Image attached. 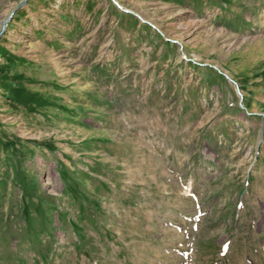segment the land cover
Instances as JSON below:
<instances>
[{
  "label": "rangeland",
  "instance_id": "obj_1",
  "mask_svg": "<svg viewBox=\"0 0 264 264\" xmlns=\"http://www.w3.org/2000/svg\"><path fill=\"white\" fill-rule=\"evenodd\" d=\"M0 264H264V0H0Z\"/></svg>",
  "mask_w": 264,
  "mask_h": 264
},
{
  "label": "water",
  "instance_id": "obj_2",
  "mask_svg": "<svg viewBox=\"0 0 264 264\" xmlns=\"http://www.w3.org/2000/svg\"><path fill=\"white\" fill-rule=\"evenodd\" d=\"M6 26V22L4 23V27Z\"/></svg>",
  "mask_w": 264,
  "mask_h": 264
}]
</instances>
